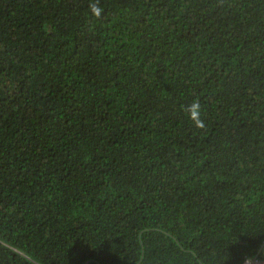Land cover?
<instances>
[{
	"label": "trees",
	"instance_id": "trees-1",
	"mask_svg": "<svg viewBox=\"0 0 264 264\" xmlns=\"http://www.w3.org/2000/svg\"><path fill=\"white\" fill-rule=\"evenodd\" d=\"M90 2L0 0V264L260 257L264 0Z\"/></svg>",
	"mask_w": 264,
	"mask_h": 264
},
{
	"label": "clouds",
	"instance_id": "clouds-1",
	"mask_svg": "<svg viewBox=\"0 0 264 264\" xmlns=\"http://www.w3.org/2000/svg\"><path fill=\"white\" fill-rule=\"evenodd\" d=\"M88 8L93 16H100L102 8L99 4V0H92V2L89 3ZM184 111L196 127H204L201 119V106L198 100H193L190 104L184 106Z\"/></svg>",
	"mask_w": 264,
	"mask_h": 264
},
{
	"label": "built area",
	"instance_id": "built-area-1",
	"mask_svg": "<svg viewBox=\"0 0 264 264\" xmlns=\"http://www.w3.org/2000/svg\"><path fill=\"white\" fill-rule=\"evenodd\" d=\"M260 251H261L260 257L254 256L251 259L247 258L243 261L242 264H264V247L260 248Z\"/></svg>",
	"mask_w": 264,
	"mask_h": 264
}]
</instances>
